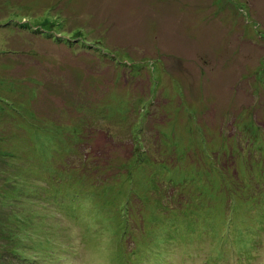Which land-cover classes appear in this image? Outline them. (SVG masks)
Masks as SVG:
<instances>
[{"label":"rangeland","instance_id":"1","mask_svg":"<svg viewBox=\"0 0 264 264\" xmlns=\"http://www.w3.org/2000/svg\"><path fill=\"white\" fill-rule=\"evenodd\" d=\"M262 216L264 0H0V264H264Z\"/></svg>","mask_w":264,"mask_h":264},{"label":"trees","instance_id":"2","mask_svg":"<svg viewBox=\"0 0 264 264\" xmlns=\"http://www.w3.org/2000/svg\"><path fill=\"white\" fill-rule=\"evenodd\" d=\"M46 23V22H45ZM47 24H50L48 21H47ZM47 37H53V38H55V36L54 35H52V34H49ZM59 37H57V39H58ZM56 39V38H55ZM60 39H62V38H59V40ZM63 40H65V39H63ZM67 41H70V40H67ZM127 169H129V168H127ZM133 170V168H131L129 171H132ZM232 176H233V174H232ZM106 181H108V180H106ZM238 190H239V188H238ZM213 196V195H212ZM206 199V198H205ZM204 199V200H205ZM202 200H203V197H202ZM212 207H213V209L215 208V202L212 204ZM207 207H202L201 208V210H200V212L201 213H203V211L206 209ZM198 209V208H197ZM253 211V210H252ZM240 212V211H239ZM234 213V212H233ZM231 217H233V216H231ZM260 218H261V216H260ZM229 223L231 224L232 222L229 220ZM262 224H264V217L262 216ZM104 226H108L107 228H109L110 230H111V232L109 231V233H110V237H111V240H114V230H112V224H109L108 225V223H106ZM127 227V226H126ZM122 232H124V235H126L127 233H128V231L126 230V228H125V230L124 229H122ZM234 241H235V239H234ZM233 241V242H234ZM123 242H125V239H124V241ZM126 243V242H125ZM125 250V249H124ZM127 250V249H126ZM170 252H173L172 250H170ZM174 253V252H173ZM172 254V253H171ZM168 256H171V257H173V255H170V254H168L167 255V257ZM194 256H197V255H194Z\"/></svg>","mask_w":264,"mask_h":264}]
</instances>
